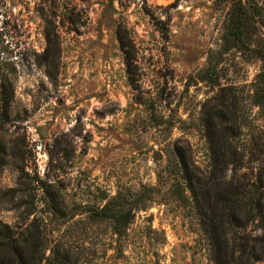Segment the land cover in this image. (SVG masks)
Listing matches in <instances>:
<instances>
[{"label":"rangeland","instance_id":"1","mask_svg":"<svg viewBox=\"0 0 264 264\" xmlns=\"http://www.w3.org/2000/svg\"><path fill=\"white\" fill-rule=\"evenodd\" d=\"M229 10L224 0H0V230L47 236L41 264H264V218L247 210L222 228L202 202L235 176L258 178L249 141L264 110L250 103L264 17H247V46L227 50ZM225 87L244 102L246 158L222 178L204 116ZM178 151L207 182L183 201ZM107 205L130 224L96 216Z\"/></svg>","mask_w":264,"mask_h":264},{"label":"trees","instance_id":"2","mask_svg":"<svg viewBox=\"0 0 264 264\" xmlns=\"http://www.w3.org/2000/svg\"><path fill=\"white\" fill-rule=\"evenodd\" d=\"M230 4L229 24L227 26V50L235 47H246L245 29L247 26V17H264V6L255 0H224ZM264 22V21H263ZM264 61V55L262 56ZM132 63L127 62L128 74L131 73ZM211 71V70H210ZM209 70L201 77V82H208L212 79L214 73ZM216 75V74H215ZM214 75V76H215ZM211 82V81H210ZM216 80L212 82L214 84ZM215 85V84H214ZM237 89L233 87L221 88L220 92L225 93L218 102V107L214 112H208L204 116L205 125L208 127V141L210 152L212 153V169L217 171L222 178L226 177L230 165L238 169L243 168L246 154L243 156L240 152L239 139L243 137V128L246 123L243 122L242 112L244 102L239 99ZM251 107L264 110V70L258 76L254 84L253 96L251 98ZM250 136L249 161L258 170V178L249 182V185L240 184V180L235 176L226 183H219L215 199L213 201L208 197H203L202 202H206L211 207L212 213L216 217L212 218L215 222L224 225L238 223L239 216L243 211L254 210L256 218H264V129L259 126L253 127ZM179 158L178 175L179 180L175 187V195L179 201L186 199V193L190 192L192 197H197V185L199 186L205 177L196 167L190 155L177 152ZM249 191V192H248ZM251 211L246 214H251ZM96 216L111 218L116 222L119 228H126L131 222V213L115 212L111 205L105 206ZM32 228V229H31ZM28 231L22 233L10 234L5 228L0 230V264H41L47 260V236L43 233L34 232L33 226ZM120 233V229H118ZM232 257V248L224 246ZM222 248V246H219ZM234 256V255H233ZM66 264L65 259H60Z\"/></svg>","mask_w":264,"mask_h":264}]
</instances>
